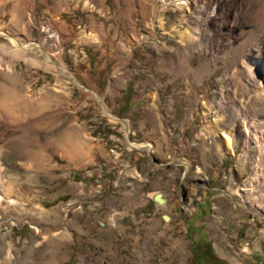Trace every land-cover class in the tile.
Masks as SVG:
<instances>
[{
	"label": "rangeland",
	"instance_id": "1",
	"mask_svg": "<svg viewBox=\"0 0 264 264\" xmlns=\"http://www.w3.org/2000/svg\"><path fill=\"white\" fill-rule=\"evenodd\" d=\"M247 2L0 0V264H264V151L222 121L242 107L264 131V95L247 76L264 33ZM159 129L170 155L126 168L120 151ZM223 129L233 148L219 146ZM74 137L114 154L116 191L66 168ZM222 159L220 186L251 211L199 185ZM92 193L107 223L89 252Z\"/></svg>",
	"mask_w": 264,
	"mask_h": 264
},
{
	"label": "crops",
	"instance_id": "2",
	"mask_svg": "<svg viewBox=\"0 0 264 264\" xmlns=\"http://www.w3.org/2000/svg\"><path fill=\"white\" fill-rule=\"evenodd\" d=\"M158 137L159 139L155 140L153 137H144V140H139L138 145H135L137 148L133 147V150L129 151V150H123L120 151L121 154L126 155L125 158H131V162L132 164L130 165L128 162L129 160L127 159L126 164H124V166H126V168H131L132 165L136 164L137 160L141 159V158H145V157H150L149 151H157V155L156 158H159L160 160H163V156L162 154H166L167 156L170 155V149L172 147H170V143L167 141L168 138V134L165 130L159 129V133ZM70 136V135H69ZM74 137L73 141L70 143V147H73L71 151H66L68 152V158H67V164H66V168H71V170L73 171V175H78V174H82L83 179L86 181H89L90 178L94 179L95 183H98V187L94 190H97L100 194L101 191H116L115 190V186L117 185L116 180H120V177L123 174V171L121 172L120 169L116 168V162L114 161L113 157L114 154H112L111 152H106V147L103 145L101 146L98 143H95L94 141H87V142H82L81 144L77 143V139ZM97 144L96 149L94 148V145ZM143 144H149L152 145L149 146L150 148H145V146H143ZM78 145H80V148L78 147ZM142 147V148H141ZM145 149H147V155H145L143 153V151H145ZM160 150V152L158 151ZM111 151V150H110ZM233 153H228L227 155H225V158L227 157H232ZM224 156V155H223ZM166 157V156H165ZM124 158V160H125ZM175 161V160H174ZM173 161V162H174ZM178 161V160H176ZM221 165L218 164V162H213L211 164V166H207L205 165V177L207 179V182H205V180H203L202 182L199 181V185H203L206 186V183H209L211 185V189L213 190H220L222 187L220 185H222L223 183V178L225 175V170H221L222 165L224 166V168H226V162H223V159L220 161ZM222 166V167H223ZM95 167H97V170H99V174H96V172L94 171ZM199 167H203V165H199ZM199 168L198 172L201 171V169ZM81 171V172H79ZM125 172V171H124ZM207 173V174H206ZM127 175V171L125 172V176ZM231 178L233 180L234 176H237L236 173L231 174ZM124 176V177H125ZM204 178V177H203ZM238 178V176H237ZM194 180L196 181V178H194ZM83 182V181H82ZM88 183V182H86ZM146 184V183H145ZM149 192H152L151 190ZM92 195H90V197H94L91 198L90 200L92 201L91 204H93L94 206H92L91 208L94 209H98V212L96 211V215H92L94 221H96L98 223V226L95 227L96 231L94 232V226H91V224L88 225V233H90L91 237H88L86 240V244H88V250L89 252H91L93 249L97 250L99 245H102V230L104 229V227L106 226L107 223V217H101V213H102V203H104V199H101L103 197V195H95L96 193H92ZM96 196V197H95ZM150 202L151 200L154 201V199H149ZM158 204H160L158 202ZM159 209V207L157 208ZM101 210V211H100ZM147 214H151V212H146ZM156 214V211L154 212ZM130 214V213H128ZM153 214V213H152ZM89 216V215H87ZM163 216V215H161ZM131 220H133V217L130 215ZM129 225H127L128 227ZM165 230H168V226L165 225L164 226ZM166 232V231H165ZM127 245V243H125ZM127 248V247H125ZM91 254V253H90ZM89 255V254H88ZM98 257L92 258L95 261H99V259H97ZM91 259V260H92ZM125 261H128V259H124Z\"/></svg>",
	"mask_w": 264,
	"mask_h": 264
},
{
	"label": "bare ground",
	"instance_id": "3",
	"mask_svg": "<svg viewBox=\"0 0 264 264\" xmlns=\"http://www.w3.org/2000/svg\"><path fill=\"white\" fill-rule=\"evenodd\" d=\"M247 1H248L247 3L248 4L250 3L252 6L250 8L248 7L247 4H246V6H243V9H241L242 10V13L243 14L244 13L249 14L250 15V18H252L253 20H255V23H257V25H259L258 26V31L261 32V33H264V0H247ZM254 4H257L256 5L257 6L256 7L257 9L254 8ZM183 37H185L188 41H189V39L190 40H194L195 39L194 38V35L191 33V31L190 32H188V31L185 32V34L183 35ZM11 39L17 45V40L14 39V37H12ZM243 42H245V41H243ZM255 51H256V55L255 56L253 55L254 54V50H251L250 51L251 52V55H252V58H251L252 60H250V61L253 63L254 66L253 67H250L249 66L250 69L248 70L249 73H248L247 76H248V79H249L250 82H252L253 80L256 82V84H257L256 87H258V93L257 94H259V96L258 95L257 96L258 97H260V96L262 97L264 95V49L259 48V49L255 50ZM226 112H227V110H226ZM244 114H246V113L243 111V109L241 107V108H239V111H237V112L226 113L225 114V117H223L224 120H222V121H225V120H227V121H235L234 125H236L237 123H239L237 125H238V128L240 129L239 132L242 135L241 137H243L245 140L247 139V142H249L248 139H251L250 144L255 149L260 150V151L261 150L264 151V133H263L264 131H261L262 130L261 128L255 127L254 124L251 123V120H249V117L247 115H244ZM254 120H255V117H254ZM215 124L218 125L217 127L220 128V126L222 125V122L220 121V123H215ZM221 132H222L221 134H222L223 137H221V140L219 142V146L220 147L222 145L224 146V145H226L224 143H227V144H229V147L230 148H233L234 142H233V137H231L232 136L231 132L228 131V130H224V129ZM260 133H261V135H260ZM155 197L158 200H161V198H159L160 197V194H159V196L156 195ZM250 205L248 204L249 207H250ZM257 210L259 211V209H257Z\"/></svg>",
	"mask_w": 264,
	"mask_h": 264
},
{
	"label": "water",
	"instance_id": "4",
	"mask_svg": "<svg viewBox=\"0 0 264 264\" xmlns=\"http://www.w3.org/2000/svg\"><path fill=\"white\" fill-rule=\"evenodd\" d=\"M102 106H103V105H102ZM103 107H104V106H103ZM104 108H105V107H104ZM132 147L137 148L135 145L132 146ZM141 148H142V147H141ZM149 153H151V152L149 151ZM176 163H178V164H182V165L186 166V168H189V164H188L186 161H176ZM188 171H189V170L187 169L186 172H188ZM186 172H185V176L187 175ZM206 186H207L208 188L210 187V186L208 185V183H206ZM224 191H227V193H229L230 195L233 196V194L230 193V191H228V190H224ZM197 193H198V192H197ZM233 197L236 199V201H238L239 203L245 205L248 209L251 210V208L248 206V204L245 203L244 201H242L243 199H238V198L235 197V196H233ZM159 201H160V200H159Z\"/></svg>",
	"mask_w": 264,
	"mask_h": 264
},
{
	"label": "trees",
	"instance_id": "5",
	"mask_svg": "<svg viewBox=\"0 0 264 264\" xmlns=\"http://www.w3.org/2000/svg\"><path fill=\"white\" fill-rule=\"evenodd\" d=\"M196 249V248H195ZM213 249H212V247L211 246H209V251L211 252ZM195 251V250H194ZM199 260V257H194V260ZM218 259H217V257H215V259H211V261L209 262V263H211V264H215L214 262H216Z\"/></svg>",
	"mask_w": 264,
	"mask_h": 264
},
{
	"label": "flooded vegetation",
	"instance_id": "6",
	"mask_svg": "<svg viewBox=\"0 0 264 264\" xmlns=\"http://www.w3.org/2000/svg\"><path fill=\"white\" fill-rule=\"evenodd\" d=\"M246 207V206H245Z\"/></svg>",
	"mask_w": 264,
	"mask_h": 264
}]
</instances>
